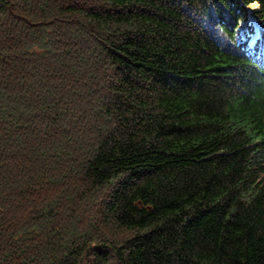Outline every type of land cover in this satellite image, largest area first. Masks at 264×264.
I'll use <instances>...</instances> for the list:
<instances>
[{"label":"trees","instance_id":"obj_1","mask_svg":"<svg viewBox=\"0 0 264 264\" xmlns=\"http://www.w3.org/2000/svg\"><path fill=\"white\" fill-rule=\"evenodd\" d=\"M252 1L0 0V264H264Z\"/></svg>","mask_w":264,"mask_h":264},{"label":"rangeland","instance_id":"obj_2","mask_svg":"<svg viewBox=\"0 0 264 264\" xmlns=\"http://www.w3.org/2000/svg\"><path fill=\"white\" fill-rule=\"evenodd\" d=\"M248 10L251 11L250 9H248ZM248 18H249V20L251 22V26H252V29H253L252 35H254L255 33L259 35L261 31H260V27L258 25V22H257L255 16L250 14L248 16Z\"/></svg>","mask_w":264,"mask_h":264},{"label":"bare ground","instance_id":"obj_3","mask_svg":"<svg viewBox=\"0 0 264 264\" xmlns=\"http://www.w3.org/2000/svg\"><path fill=\"white\" fill-rule=\"evenodd\" d=\"M257 6V2H253L252 4H251V8H255ZM251 18V17H250Z\"/></svg>","mask_w":264,"mask_h":264}]
</instances>
